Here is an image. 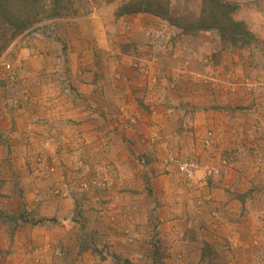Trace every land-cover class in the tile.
<instances>
[{"label":"crops","instance_id":"0c3cea01","mask_svg":"<svg viewBox=\"0 0 264 264\" xmlns=\"http://www.w3.org/2000/svg\"><path fill=\"white\" fill-rule=\"evenodd\" d=\"M100 13H96L98 18ZM252 14L250 20L246 16L242 19L256 29L260 23L255 25L254 17L263 20L264 10ZM106 15L102 16L107 24H115L125 37L118 41L128 46L126 56L123 55L126 60L116 61L121 79H115L104 66L113 57L105 54L106 45L101 43L102 26L96 19L88 18L74 25L69 30L71 34L66 32L72 47L67 55L70 63H66L73 77L72 92L65 93L61 85L56 82L49 85L46 81H51L54 57L47 58L48 50L43 48V55L23 63L22 71L28 76L23 84L0 80V193H9L14 185L27 187V194L35 188L29 179L20 182L24 172L18 156L30 157L35 152L56 154L58 175L43 183L50 188L47 190L61 187L62 196L53 198L45 190L48 195L45 198L42 195L34 205L39 206L35 217L66 216L64 204L82 180L93 179L99 169L106 182H126V189L135 192L131 195L132 192L126 191V233L130 231L132 235L135 231L137 218L131 215L137 210L141 212L140 207L148 208V200L138 201L137 196L139 191L145 192L142 182L148 181L155 198L152 201L159 204L153 214L154 220L161 223L158 229L162 238L174 239L186 228L206 240L228 242L233 253L258 252L264 246V68H259V73L255 71L262 77H254L250 69L248 77L247 69L242 73L231 62L227 70L224 54L219 62L222 64L215 66L216 74L211 77L207 69L196 70L189 61L182 67L178 52L174 58L164 56L165 59L154 64V57L151 60L145 54L138 57L140 44L131 39L129 25L126 30V17L116 19L112 13ZM78 51L87 52L92 64L82 74L75 61L81 55ZM146 58L152 63L148 71L143 70L144 66H140V72L132 69L133 61ZM94 63H100L97 70ZM13 66L21 67L16 60ZM95 75L99 77L94 78ZM171 104L176 106L173 112L169 109ZM206 130L212 132L210 148L203 147L201 141ZM121 134L125 137L123 144ZM6 143L14 157L7 158L3 149ZM179 153L200 159V166L218 167L220 159L227 157L232 161L221 168L217 178L205 177L197 171L191 180H186L176 166L165 165L167 159ZM75 156L85 164L83 174L76 171ZM171 169L174 175L169 172ZM16 193L13 197L0 195L2 216L21 213ZM30 197L27 195L28 201L33 198ZM164 200L169 206L162 208L159 202ZM181 209L186 212L178 213ZM147 215L142 213L141 219ZM143 228L144 233L149 229ZM134 254L126 244V257L133 258ZM229 261V264L244 263L240 257Z\"/></svg>","mask_w":264,"mask_h":264},{"label":"rangeland","instance_id":"374dc122","mask_svg":"<svg viewBox=\"0 0 264 264\" xmlns=\"http://www.w3.org/2000/svg\"><path fill=\"white\" fill-rule=\"evenodd\" d=\"M80 1L73 0L72 3V8L79 14L67 18L68 20H64L65 22L58 19L41 21L16 37L6 49L0 52V63L5 61L13 64V61L16 60L19 61L22 70H24V62L32 59L33 56L43 55L41 54L42 48L43 50L47 49L49 54L46 57L49 58L50 55L54 57V72L50 74L51 81L49 82V79L46 81L49 85L56 82L60 86L59 72L65 69L72 84L73 77L66 65L67 62L70 63L67 55L72 49L68 44L67 36L68 33H72L69 30H72L74 25L82 20L93 18L102 26L101 43L106 45L105 51L107 53L105 54H110L113 57V59H108L107 64L104 66L111 70L110 72H112L115 79H121L116 61L126 60L123 59V55L126 56L128 46L126 43L118 41L124 35L120 30L118 32L117 26L112 22L110 26L107 24L108 21L103 18V16H107L106 13L109 16L112 13L114 16L118 3L97 6L93 3V0L87 3L84 0ZM222 2H226L233 7L231 16L244 25L243 32H246L245 35L239 37L234 43H231L228 37H222L216 29L193 32L190 31L191 27H186L182 30L150 14H146L148 18L145 17V14H136L116 19L126 17V30H128L129 25L131 39L140 44L138 57H141L142 54H145L149 59L154 57L155 59L152 61L154 64L157 63L158 59H165L164 56L174 58L173 56L178 52V57L182 60L180 64L182 67H186L189 61L192 68L196 70L207 69L211 77H214L216 74L215 66L226 54L224 65H226L227 70V65L231 62L233 67L239 68L242 73H246L245 69H247V72L250 69L253 70L254 77H262L255 71L264 68V19L255 16L253 23L256 25L257 22L260 25L253 29L242 18L246 16L250 20L251 16H254L253 12L264 10V0H222ZM201 9L200 0H172L171 2L172 16L176 18L183 17L185 23L188 24H205L206 16L201 15ZM206 10L209 13V5L205 7ZM97 11H102L100 18L97 17ZM122 22L118 23V26ZM92 25L94 29V24ZM131 48L133 49V46ZM75 50L77 51L76 48ZM78 52L80 53V51ZM180 52L185 53L181 55ZM86 53L81 52V55H78L79 58L75 60L79 64L81 74L86 71L87 66H92ZM95 56L96 54L92 58ZM116 56L119 57L115 59ZM146 59L133 61L131 64L132 69L140 72V66H144L143 70L148 71V65L152 63H148L151 59ZM163 61L159 66L163 64ZM99 65L100 63H94V69L97 70ZM23 72L21 74L26 81L28 76ZM247 74L249 77L250 72ZM1 75L0 70V80L4 82ZM95 77H99V75H95ZM167 87L171 89V87ZM169 102H171L170 98ZM173 108H176V106L173 107L171 104L169 106L171 112L175 110ZM107 129L111 132L108 127ZM204 133V140L203 138L201 140L203 141V147L210 148L211 143L205 145V141L208 133H211L208 138L211 137L212 141V132L206 130ZM109 134L111 135V133ZM159 139L162 138L159 136ZM121 140L122 144L125 143L123 134H121ZM34 143L33 141L32 145ZM3 149L6 150L7 158H11L12 154L7 143ZM57 157L56 154L48 155L44 152L31 153L30 157L28 154L18 156L19 166L22 168L21 172H24L22 176L27 178L23 180V177H19L21 178L20 182H29L30 180L35 188L29 192L30 199L33 196L30 201L27 199V195H29L27 194V187L14 185L13 188H10L9 193H0L4 197L6 195L13 197L14 193L17 192V198H20L18 208L21 210V213H9L3 216L0 214V264H229L232 257H240V260L244 262L243 264L249 262L251 264H264V246L258 252L257 250H243V252L233 253L230 250L231 248L228 247V242L206 240L201 234L199 236L192 235L193 233L186 231V228L182 229L184 232L179 236H173L174 239L162 238L158 229L161 223L159 224V222H156L157 220H154L155 216L153 214L159 204L156 205L152 201L154 196L148 181L142 182L146 186L143 189L145 192L139 191L137 194L138 201L144 198L149 201L146 202L148 208L140 207L143 212L137 210L131 215V218H137L134 223L135 231L132 235L130 231L126 233V191L132 192L131 195L135 192L126 189V182H106L107 179L105 180L99 169H97L99 177L94 172L93 179L86 180L80 175V178L83 179L81 186L74 191L70 200L64 204L65 210H67L66 213H68L66 216L35 217L34 212L37 210L36 207L39 206L34 205L42 195L45 198L48 195L45 194V190L50 189L47 187V183L43 182H49L58 175V161L54 162ZM71 157L73 158V156ZM77 157L75 156L73 159L77 164L76 171L83 174L85 164L81 158ZM173 157L192 159L201 163L200 159L186 153ZM165 165L175 166L168 159ZM169 172H173L174 175V170L171 169ZM1 189L2 187H0ZM51 190H47V192L49 195H53V198L59 199L62 196L63 189L61 187H54ZM162 192H160V198H163L164 192ZM150 201L154 204L152 207ZM159 203L162 208L169 206L166 200ZM144 212H147L148 215L146 219H141ZM177 212L183 213L186 212V209ZM184 223L186 224V222ZM143 226L149 228L146 233H144ZM46 240L50 241L46 243ZM126 244L130 250L135 252L133 258L126 257Z\"/></svg>","mask_w":264,"mask_h":264},{"label":"trees","instance_id":"16d2710c","mask_svg":"<svg viewBox=\"0 0 264 264\" xmlns=\"http://www.w3.org/2000/svg\"><path fill=\"white\" fill-rule=\"evenodd\" d=\"M92 0H84L90 2ZM95 5L108 6L118 3L115 18L127 15L150 14L167 21L171 26L181 28L191 27L190 31L201 32L210 29L219 31L222 37H228L234 43L245 35L244 25L236 21L231 12L233 7L222 0H200L201 15L206 16L205 24L185 23L184 18H176L171 14L172 0H93ZM79 2H81L79 0ZM73 0H0V52L6 49L16 37L34 25L45 20H61L76 15L72 8ZM209 5L207 13L205 7ZM79 14V13H78ZM65 20V21H64Z\"/></svg>","mask_w":264,"mask_h":264},{"label":"built area","instance_id":"2783aa9c","mask_svg":"<svg viewBox=\"0 0 264 264\" xmlns=\"http://www.w3.org/2000/svg\"><path fill=\"white\" fill-rule=\"evenodd\" d=\"M27 56H29L27 54ZM135 67V66H134ZM1 76L10 84H23L25 82V77L21 74L22 68L20 66L15 67L10 62L1 61L0 63ZM59 80L61 82L62 91L65 93L72 92V84L67 76L66 70L62 69L59 72ZM208 136H211V133H208ZM205 141V145H209L211 143V137ZM169 162L173 163L177 167V171L186 180H191L197 171H201L205 177L217 178L220 176L221 168L228 165L231 161V158H223L220 160L218 167H208V166H200L198 162L192 159H177L174 157H170L168 159ZM97 176L99 174L97 172Z\"/></svg>","mask_w":264,"mask_h":264}]
</instances>
